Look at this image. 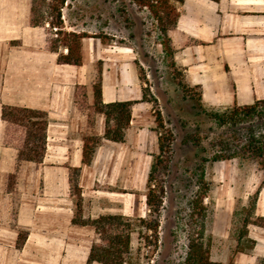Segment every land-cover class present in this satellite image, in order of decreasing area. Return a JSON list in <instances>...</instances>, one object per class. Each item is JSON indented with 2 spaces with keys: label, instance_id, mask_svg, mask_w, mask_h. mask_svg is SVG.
<instances>
[{
  "label": "crops",
  "instance_id": "0c3cea01",
  "mask_svg": "<svg viewBox=\"0 0 264 264\" xmlns=\"http://www.w3.org/2000/svg\"><path fill=\"white\" fill-rule=\"evenodd\" d=\"M32 8L33 0H0V264H88L98 235L91 226L75 224L77 214L89 219L149 214L144 191L158 154L157 145L150 152L145 149L153 124L150 105L141 102L143 87L129 63L130 49L89 36L81 41L82 64H61L59 55L68 53L67 46L54 50L49 24H31ZM63 8L62 30L70 33V5ZM176 11L178 22L169 32L173 63L189 87L201 90V104L226 110L264 99V0H185L176 4ZM96 60L104 61L99 74L103 102L138 103L126 142L104 140L87 165L85 138L103 136L105 120L98 114L93 123L90 110L80 108L76 99L83 94L92 107ZM4 106L47 113L42 162H19L21 130L2 119ZM131 149L137 156L127 158ZM71 168L80 170L83 201L78 213ZM108 185L114 188L106 189ZM261 192L256 214L264 217ZM218 205L211 260L260 264L264 229L257 226L249 231L255 241L250 253L219 257L216 236H230L233 196L219 199Z\"/></svg>",
  "mask_w": 264,
  "mask_h": 264
},
{
  "label": "rangeland",
  "instance_id": "374dc122",
  "mask_svg": "<svg viewBox=\"0 0 264 264\" xmlns=\"http://www.w3.org/2000/svg\"><path fill=\"white\" fill-rule=\"evenodd\" d=\"M53 3L56 1L38 0L39 21L54 18L51 13ZM66 3L71 9V32L99 37L104 44L130 49L127 50L129 63L136 70L139 80V73L142 72V77H145L144 83L140 81L142 87L157 99L155 104L148 103L153 124L149 127L151 133L148 134L146 151H152L157 145L159 154L158 113L162 115L165 128L174 135L172 161L164 181L163 205L159 216L150 218L159 222V228L153 232L144 226H135L129 263L184 264L190 239L197 236L202 223L211 233L213 243L214 214L219 207V199L228 201L233 196L234 211H239L262 185L264 203V172L256 161L238 158L212 160L214 155L229 153L239 140H246L250 134L264 133V120L237 127H220L206 116L204 110L211 109L199 103L195 92H184L183 72L173 64V55L164 51L160 30L149 9L139 8L133 0H67ZM48 30L52 39H63V35L54 32L52 26L49 25ZM94 65L97 83L104 61L96 60ZM76 100L80 108L90 110L94 123L98 114L89 106L85 96L79 93ZM130 156H137L136 151L131 149L127 158ZM155 185V182L152 183V187ZM147 187L148 183L145 194ZM105 188L114 187L108 185ZM119 190L123 191L122 188ZM225 206L224 202L223 209ZM204 208L207 210L206 217L202 212ZM148 212L150 214L151 210ZM237 220L233 215L227 240L221 234L216 236L219 257L227 258L235 254ZM227 246L229 249L226 252Z\"/></svg>",
  "mask_w": 264,
  "mask_h": 264
},
{
  "label": "trees",
  "instance_id": "16d2710c",
  "mask_svg": "<svg viewBox=\"0 0 264 264\" xmlns=\"http://www.w3.org/2000/svg\"><path fill=\"white\" fill-rule=\"evenodd\" d=\"M56 3L51 5V13L54 18L51 21H39L38 0H33L31 24L35 26H50L58 28L59 35L63 39L56 38L52 41L54 50L60 45L68 48L67 54L59 55V63L69 65H81V41L88 37L86 34L65 32L62 30L63 20L61 9L67 0H53ZM185 0H133L141 9H149L156 21L161 34V44L164 51L173 55L171 39L169 32L174 29L178 22V13L176 4L183 3ZM217 1V0H213ZM174 64V63H173ZM140 81L145 82L142 72L139 73ZM184 79V77H183ZM185 93L195 92L201 104V90L197 87H189L185 82L182 84ZM143 98L141 102L155 104L157 99L148 94V89L143 87ZM137 101H122L104 103L102 100L101 83L93 85V103L95 112L102 115L105 120L103 136H89L85 138L83 149V163L90 165L98 147L104 140L113 143H125L127 131L130 127L133 106ZM204 114L213 119L220 127L240 126L254 121L264 120V99L257 100L251 105L235 104L229 109H211L204 110ZM2 119L21 130V147L19 150V162L40 163L43 161L46 150L47 127L49 123L48 115L45 112L31 109L7 107L2 109ZM158 124V143L159 154L154 156L148 175V187L146 193V204L151 213L145 218H131L123 215H102L97 219L82 218L77 214L73 222L78 225L91 226L99 236V242L93 244L88 264H129L131 254L132 235L135 226L145 227L147 230L156 232L159 228V222L152 221V216L158 217L163 205L165 195L164 181L168 175L170 163L172 161L174 142L173 133L165 128L164 120L160 113L156 116ZM238 158L239 160H254L258 167L264 172V133L250 134L246 140H239L238 144L229 153H220L212 157L213 161H226ZM78 168L70 169L71 195L77 204V213L82 210V196L79 188ZM155 182V187L152 183ZM262 185L259 189L247 199V205L241 210L234 211V218L238 219L235 227V238L237 240L235 253H250L255 247V241L249 237V227L257 226L264 229V217L257 216V202ZM201 212V211H200ZM203 216H207V210H202ZM20 243L18 246L20 247ZM212 246V235L206 230L205 223H202L201 229L196 237L190 239L189 251L184 264H222L214 262L210 258V249ZM233 264V263H230ZM260 264H264V258Z\"/></svg>",
  "mask_w": 264,
  "mask_h": 264
},
{
  "label": "built area",
  "instance_id": "2783aa9c",
  "mask_svg": "<svg viewBox=\"0 0 264 264\" xmlns=\"http://www.w3.org/2000/svg\"><path fill=\"white\" fill-rule=\"evenodd\" d=\"M53 30L55 31V32H57L58 31V28H53ZM57 36V35H56Z\"/></svg>",
  "mask_w": 264,
  "mask_h": 264
}]
</instances>
